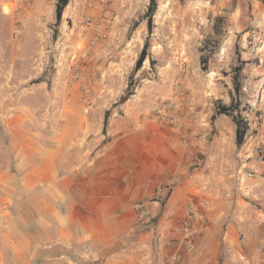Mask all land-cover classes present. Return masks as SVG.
<instances>
[{"label": "rangeland", "instance_id": "rangeland-1", "mask_svg": "<svg viewBox=\"0 0 264 264\" xmlns=\"http://www.w3.org/2000/svg\"><path fill=\"white\" fill-rule=\"evenodd\" d=\"M149 5L69 0L57 20L56 0H0V110L21 114L14 136L56 153L80 213L88 192L141 190L94 217L127 264H264V228L224 237L263 210L264 1L156 0L151 16ZM234 116L248 125L240 145ZM173 147L190 159L172 176ZM26 156L0 189V264L78 262L84 244L62 239L90 224H64V202L44 208Z\"/></svg>", "mask_w": 264, "mask_h": 264}, {"label": "crops", "instance_id": "crops-1", "mask_svg": "<svg viewBox=\"0 0 264 264\" xmlns=\"http://www.w3.org/2000/svg\"><path fill=\"white\" fill-rule=\"evenodd\" d=\"M15 117L21 118V114L8 113L7 111L0 110V189L7 177L18 174L17 169L24 157H27L26 155L30 156L28 160L31 162L28 164L25 173V175L29 176L30 180H28L29 182L26 188L30 192L38 190L44 208L56 207L54 212L58 214L61 212L59 204L60 202H64L67 208H65L64 214L60 216V220L64 224H78L80 218L83 220L86 219V223L90 224V229L88 228L87 231L80 232L78 229H75L74 231L68 232L64 239H62L69 240L71 246L75 242L84 244V248H80L78 251L80 259H77L78 262H74L73 264H127L126 256L122 252L120 253L122 248L120 249L117 244H112L111 242L117 238L116 236L113 237L101 233L96 234L94 217L96 210L97 212H103L105 208H122L126 206L132 198L142 194L141 190L138 189L130 192V198H128L126 190L114 192L113 194L106 190L98 191L97 193L95 191L88 192L87 203H90L91 210H88V207H86V213H80L77 206L73 207V202H71L68 196L71 187L68 186V189H64L60 184L61 179L57 178V170L54 164L56 153L52 155L50 153L51 148L40 137L31 135H26V137L21 135L18 137L14 136L15 125L13 121ZM31 142L34 143L33 146L30 145ZM180 155H182V159ZM187 159H190L188 155L186 156L180 153L179 148L175 149L173 147L172 160L168 163V173L172 176L179 175L183 170L180 164L182 163L184 165ZM57 180H59V183H57ZM186 182L190 185L187 180ZM187 183H184V185L187 186ZM189 185L187 189H189ZM237 202L243 204L239 198H237ZM262 211L259 213L260 221H257L252 216L253 214H239L237 220L233 217L234 219L227 225L224 237L232 242L235 235L241 232L245 235L246 239L250 240L256 234V230L263 228L264 214ZM101 239L103 242H96ZM85 259L86 263L80 262ZM95 260H98V262Z\"/></svg>", "mask_w": 264, "mask_h": 264}, {"label": "trees", "instance_id": "trees-1", "mask_svg": "<svg viewBox=\"0 0 264 264\" xmlns=\"http://www.w3.org/2000/svg\"><path fill=\"white\" fill-rule=\"evenodd\" d=\"M69 0H56V7H55V14L56 19L61 20L63 9L65 8L66 4ZM156 6V0H150V5L148 7V16H151ZM146 56V49L145 46L141 50L137 60L135 69H139L142 65V61L144 60ZM133 94V89H128L127 92L122 96V102H124L129 96ZM221 113H226L228 108L224 105H220L219 108ZM107 117L105 116L104 124H106ZM233 121L236 125L235 127V142L237 145H240L244 141V136L247 133L248 125L246 122H244L240 116H234Z\"/></svg>", "mask_w": 264, "mask_h": 264}, {"label": "built area", "instance_id": "built-area-1", "mask_svg": "<svg viewBox=\"0 0 264 264\" xmlns=\"http://www.w3.org/2000/svg\"><path fill=\"white\" fill-rule=\"evenodd\" d=\"M18 32V30L16 29V33ZM259 148V151L261 153V156L263 157L264 159V136L263 138L260 140V146L258 147ZM261 201H262V204H263V211L262 213L264 214V193L262 194V197H261ZM263 228H264V220H263Z\"/></svg>", "mask_w": 264, "mask_h": 264}]
</instances>
